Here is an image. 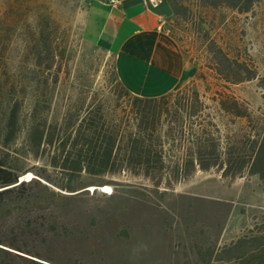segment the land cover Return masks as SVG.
Instances as JSON below:
<instances>
[{
	"label": "rangeland",
	"instance_id": "obj_1",
	"mask_svg": "<svg viewBox=\"0 0 264 264\" xmlns=\"http://www.w3.org/2000/svg\"><path fill=\"white\" fill-rule=\"evenodd\" d=\"M95 1L0 0V91L7 103L38 101L42 110L51 103L61 111L64 96L74 91L104 112L115 108L123 115L131 107L116 80L113 57L85 35ZM161 1L157 9L163 13V28L194 70L163 102L142 109L154 112L160 133L173 129L177 143L183 138L174 134V127L194 115L191 121L200 128L195 126V136L185 139H194L204 128L223 141L230 137L240 155H249V139H257L264 122V89L259 86L264 79V0H252L246 13L202 7L199 0ZM225 95L233 96L249 119H233L222 111L217 101ZM184 131L190 132L187 127ZM164 147L168 152L166 143ZM182 153L178 148L174 155ZM24 168L37 173L46 169L31 160ZM30 175L28 180L37 178ZM82 179L81 186L98 189L106 207L125 209L121 220L130 228L124 240L109 246L114 264H225L208 256L236 241L241 242L237 251L220 258L231 260L229 264H237L234 258L239 257L264 259V188L257 176L244 173L230 179L215 168L197 170L167 191L127 173ZM100 185L111 192L101 193ZM112 192L115 199H101ZM110 230L101 234L110 236Z\"/></svg>",
	"mask_w": 264,
	"mask_h": 264
},
{
	"label": "trees",
	"instance_id": "obj_2",
	"mask_svg": "<svg viewBox=\"0 0 264 264\" xmlns=\"http://www.w3.org/2000/svg\"><path fill=\"white\" fill-rule=\"evenodd\" d=\"M199 4L246 13L253 1L199 0ZM117 82L131 98V107L123 115L115 108L104 112L74 91L64 96L66 106L61 111L52 109L51 103L42 110L38 101L32 105L23 99L7 103L0 91V264H114L109 246L124 240L130 228L121 220L125 209L106 207L97 190L92 194L84 190L90 186H81L83 177L127 173L167 191L197 170L215 168L230 179L244 173L257 176L264 188V122L257 139H249L251 152L246 156L240 155L230 137L223 141L204 128L194 139H185L188 134L195 136L193 128L199 126L191 121L194 115L174 127V134L183 138L177 143L173 129L160 133L154 112L142 109V105L163 102L166 96L133 97ZM260 82L264 89V79ZM217 106L233 119H249L233 96H220ZM209 126L218 125L210 122ZM186 127L189 133L184 131ZM178 148L183 150L179 157L174 155ZM27 160L46 169L41 173L25 169ZM27 174L37 178L19 181ZM101 196L103 200L115 199L114 192ZM108 227L111 235L103 236ZM240 246L236 241L208 257L229 264L231 260L220 257L235 253ZM261 256L234 260L237 264H264Z\"/></svg>",
	"mask_w": 264,
	"mask_h": 264
},
{
	"label": "crops",
	"instance_id": "obj_3",
	"mask_svg": "<svg viewBox=\"0 0 264 264\" xmlns=\"http://www.w3.org/2000/svg\"><path fill=\"white\" fill-rule=\"evenodd\" d=\"M162 20L161 9L142 0H96L88 10V41L113 57L116 78L133 97H165L193 73Z\"/></svg>",
	"mask_w": 264,
	"mask_h": 264
},
{
	"label": "built area",
	"instance_id": "obj_4",
	"mask_svg": "<svg viewBox=\"0 0 264 264\" xmlns=\"http://www.w3.org/2000/svg\"><path fill=\"white\" fill-rule=\"evenodd\" d=\"M142 1L147 3L151 8H154V9L158 8L162 4L161 0H142ZM164 24H165V22L162 20L159 23V26L163 27Z\"/></svg>",
	"mask_w": 264,
	"mask_h": 264
},
{
	"label": "bare ground",
	"instance_id": "obj_5",
	"mask_svg": "<svg viewBox=\"0 0 264 264\" xmlns=\"http://www.w3.org/2000/svg\"><path fill=\"white\" fill-rule=\"evenodd\" d=\"M28 177H31V175L29 174L28 176H23L20 180L21 181H24V180H28ZM90 190H95V188L94 187H90L89 188ZM99 191L101 192V193H103V194H109L110 192H111V189H110V187L109 186H101L100 188H99ZM90 192V191H89Z\"/></svg>",
	"mask_w": 264,
	"mask_h": 264
},
{
	"label": "water",
	"instance_id": "obj_6",
	"mask_svg": "<svg viewBox=\"0 0 264 264\" xmlns=\"http://www.w3.org/2000/svg\"><path fill=\"white\" fill-rule=\"evenodd\" d=\"M21 181V180H20ZM95 190H98L97 188H95ZM87 191H90V190H87ZM90 192H92V191H90Z\"/></svg>",
	"mask_w": 264,
	"mask_h": 264
}]
</instances>
